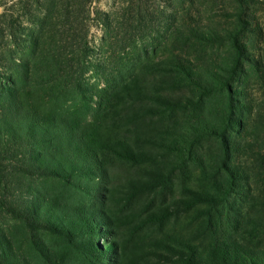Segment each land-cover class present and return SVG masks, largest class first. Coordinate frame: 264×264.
Returning <instances> with one entry per match:
<instances>
[{"label":"trees","instance_id":"obj_1","mask_svg":"<svg viewBox=\"0 0 264 264\" xmlns=\"http://www.w3.org/2000/svg\"><path fill=\"white\" fill-rule=\"evenodd\" d=\"M30 1L23 8L28 20L0 13V68L9 74V84L0 82V224L9 220L15 233L14 239L0 228V264H57L40 237L43 232L66 233L45 215L54 206L55 189L59 198L67 195L66 206L74 196L82 197L81 204L70 209L73 225L106 241L97 247L103 256H111L103 264H264V248L247 241L264 233V223H257L264 215L255 218L256 210L245 221H231L234 232L223 235L217 230L206 248L180 235L151 238L147 246L133 248L110 237L116 217L105 203L107 192L109 197L116 195V185H109V168L116 162L144 170L125 182L124 192L130 197L165 190L176 173L197 164L211 184L201 190L186 186L188 196L167 207L169 214L207 204L213 217L226 208L218 216L219 224L229 217L243 187L249 205L264 210V107L245 93L250 78L264 88V55L256 52L264 42V26L255 16L263 1L229 0L235 10L233 25L220 31L194 23L196 0H185L191 21L185 32L179 28L172 32L171 55L121 84L110 80L116 70L113 61H104L100 63L104 87L100 83L91 87L84 78L94 0ZM212 1L216 6L218 0ZM127 10L120 35L114 36V49L151 30L146 2L130 0ZM103 15L107 24L109 15ZM28 21L37 24V31L32 27L25 32ZM215 45L224 46L225 52L212 51ZM22 52L28 59L18 61ZM151 74L159 76L154 84L142 79ZM57 82L62 88L55 93ZM35 85L49 91L43 95L48 99L76 95L85 113L44 114L28 101ZM182 89L183 98L173 96ZM247 114L252 116L248 119ZM87 118L93 121L88 123ZM208 140L215 149L209 147L212 154L201 156ZM244 151L249 158L238 161ZM88 174L93 182L103 178L102 183L87 186L83 179ZM252 183L258 189H251ZM249 223V234H241L242 225Z\"/></svg>","mask_w":264,"mask_h":264},{"label":"rangeland","instance_id":"obj_2","mask_svg":"<svg viewBox=\"0 0 264 264\" xmlns=\"http://www.w3.org/2000/svg\"><path fill=\"white\" fill-rule=\"evenodd\" d=\"M143 1L147 3L151 11V18L153 19L150 32L143 36H138L132 44L123 45L120 42V45H117L116 49H114L115 45L113 44L114 36L120 35L119 30H122L121 21L128 16L126 12L128 11L130 0H94L91 3L92 18L88 21L90 25L88 33L90 51L87 63L89 62V64L87 72L84 75L87 81L85 82L86 84L92 87L93 84L100 83V86L104 87L106 81L101 77L100 70V63L104 61H113L111 65L116 70L114 75L110 76V80L112 83L121 84L134 74H137V72H141L148 65L150 66L156 62L165 60L175 50L172 32L176 28L185 32V25L191 21V18H193L194 23L197 22L201 25L204 23L220 31L229 29L233 25L235 10L229 6V0H218L216 6H213L214 2L212 0H196L192 7L191 18L189 16L190 13H188L190 9L189 3L185 0ZM262 1L263 3L259 4V9L255 11V16L264 26V0ZM27 2L31 1L0 0V13L5 12L13 16V18L19 17V19L28 20L23 15V8ZM231 11H233L232 16L229 14ZM103 13L109 15V22L107 24L103 21ZM24 24L27 26L25 32L32 27L37 31V24L30 23L29 21ZM110 31L112 32L111 37H109ZM114 32L116 33L114 34ZM259 45L260 48L256 52L264 55V42L259 43ZM180 47L184 51L182 44H180ZM211 50L219 51L223 54L226 48L215 45ZM17 56L18 61L28 59L27 52L19 53ZM149 61L151 62L148 64ZM145 64L147 65L143 67ZM8 76L9 74L0 68V82L5 81L6 84H9ZM142 79L147 83L154 84L152 82L153 79L158 81L159 76L151 74L147 79ZM34 88L35 90L33 89L28 101L30 100V103L37 106L44 114L56 110L63 114L76 112V114L83 115L86 111L85 106L77 101V97L74 94L73 96L72 94H68L69 96L67 97L60 94L59 98L48 99L43 97L45 92L49 93L48 90H40L37 85ZM55 88L56 93L62 86L57 82L55 83ZM184 93L185 90L182 89L175 92L173 96L183 98ZM245 93L257 105L264 107V88L260 86V83L250 78L247 81ZM95 102L96 97L94 98V105ZM250 116L252 114H247L248 119ZM87 119L88 123L93 121L92 118ZM209 147L215 149V143L212 140L204 143V146L200 149L201 156L208 157L212 154V151L207 150ZM247 158H249L248 152L244 151L236 159L239 161L240 159ZM140 172L143 173L144 170L117 162L109 168V185H116V195L109 197V192H107L105 203L116 217L115 234L110 235V237L120 244L129 245L133 248L139 246L145 247L151 238H172L174 235H180L190 243L201 248H206V246L214 242L215 236L218 233L217 230H222L221 233L223 235L234 232V228L230 226V222L234 219L245 221L256 212L255 218H258V213L261 216L264 215V210H260L261 207L252 208L249 205L248 197L245 195L246 187L239 190L237 203L234 204L229 217H224L219 224L218 216L222 217L223 215L221 214L226 213V208L220 210L221 214L215 211L213 217L217 218L216 221L212 216L210 217V213L208 214L209 209L207 204L195 205L187 211H180L171 215L167 211V207L174 205L180 198L188 196V193L184 190L186 186L201 190L207 187L208 184H211L210 180L204 174L202 175L198 165L194 164L185 173H176L173 177L172 186L165 190L158 189L153 193L144 192L136 196H126L123 188L125 182L129 176L141 175ZM83 180L89 186L90 183L94 185L95 182L101 184L103 178L99 177L97 181L93 182V175L88 174ZM254 188H257V185L252 183L251 189ZM257 189L255 191L258 193L259 190ZM51 194H53L51 203L54 206L51 211H46L45 215L49 216L55 225H60L59 227H61L62 231H66L65 234L61 235L49 232H43L40 235L41 239L45 240L53 260L57 264H103L104 259L108 262L111 256H103L97 250L98 245L104 247L106 241L99 238L97 233L92 232V230L85 232L76 225H73L74 219L72 214H70V209L73 204L80 205L82 197L74 196V200L66 206V202H64L67 198L66 194H63L59 198L57 189L53 190ZM82 195L85 196L86 193L83 192ZM257 201H259L258 197L255 202L257 203ZM247 221L251 222L253 220L248 219ZM9 223V220L2 221L0 228L5 230L11 238L15 239V233L11 231L12 229L8 226ZM257 223L262 225L264 219L258 218ZM14 224L11 222V225ZM241 224L242 222H239L238 226ZM241 229H243L240 232L241 234L248 235L252 228L249 223L248 225H242ZM247 241L254 247L262 249L264 248V233L249 236L247 237Z\"/></svg>","mask_w":264,"mask_h":264}]
</instances>
